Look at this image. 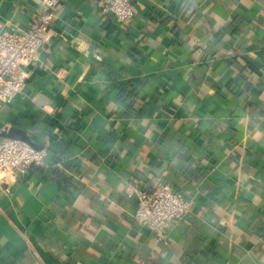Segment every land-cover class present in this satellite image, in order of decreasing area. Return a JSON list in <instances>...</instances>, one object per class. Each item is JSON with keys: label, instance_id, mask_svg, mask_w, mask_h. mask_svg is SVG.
<instances>
[{"label": "crops", "instance_id": "1", "mask_svg": "<svg viewBox=\"0 0 264 264\" xmlns=\"http://www.w3.org/2000/svg\"><path fill=\"white\" fill-rule=\"evenodd\" d=\"M99 1L58 9L0 109L46 151L0 172V264H264V0ZM45 10L0 0V31ZM165 185L190 213L161 239L133 214Z\"/></svg>", "mask_w": 264, "mask_h": 264}, {"label": "built area", "instance_id": "2", "mask_svg": "<svg viewBox=\"0 0 264 264\" xmlns=\"http://www.w3.org/2000/svg\"><path fill=\"white\" fill-rule=\"evenodd\" d=\"M70 0H44L45 12L36 17L21 33L0 31V109L20 94L31 73L23 69L25 63L37 62L43 35L52 24L58 9ZM92 1V0H82ZM103 18L117 24L132 22V0L99 1ZM46 151H37L27 144L0 138V172L24 173L34 166H42ZM137 208L134 225L146 227L164 238L168 227L181 223L190 213V204L168 185L151 190H136Z\"/></svg>", "mask_w": 264, "mask_h": 264}, {"label": "water", "instance_id": "3", "mask_svg": "<svg viewBox=\"0 0 264 264\" xmlns=\"http://www.w3.org/2000/svg\"><path fill=\"white\" fill-rule=\"evenodd\" d=\"M1 136L4 139L16 140L23 142L30 146L31 148L41 151V148L37 146V144L32 140V138L24 131L17 130V129H10L8 131L2 132Z\"/></svg>", "mask_w": 264, "mask_h": 264}, {"label": "trees", "instance_id": "4", "mask_svg": "<svg viewBox=\"0 0 264 264\" xmlns=\"http://www.w3.org/2000/svg\"><path fill=\"white\" fill-rule=\"evenodd\" d=\"M57 177L58 176H56V178H54V180H56L57 179ZM59 181V180H58ZM59 183L61 184L62 182L61 181H59ZM63 184V183H62ZM67 184V183H66ZM67 185H70V184H67ZM70 194V197H72L73 196V193H69Z\"/></svg>", "mask_w": 264, "mask_h": 264}]
</instances>
